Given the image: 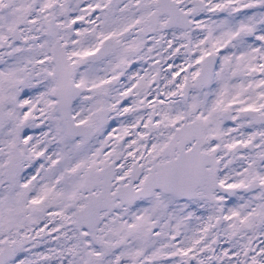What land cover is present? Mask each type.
<instances>
[{
  "label": "snow or ice",
  "instance_id": "obj_1",
  "mask_svg": "<svg viewBox=\"0 0 264 264\" xmlns=\"http://www.w3.org/2000/svg\"><path fill=\"white\" fill-rule=\"evenodd\" d=\"M0 264H264V0H0Z\"/></svg>",
  "mask_w": 264,
  "mask_h": 264
},
{
  "label": "flooded vegetation",
  "instance_id": "obj_2",
  "mask_svg": "<svg viewBox=\"0 0 264 264\" xmlns=\"http://www.w3.org/2000/svg\"><path fill=\"white\" fill-rule=\"evenodd\" d=\"M177 64H183V61L182 60H177ZM181 75H183V73H181ZM114 127H116V125H114Z\"/></svg>",
  "mask_w": 264,
  "mask_h": 264
},
{
  "label": "rangeland",
  "instance_id": "obj_3",
  "mask_svg": "<svg viewBox=\"0 0 264 264\" xmlns=\"http://www.w3.org/2000/svg\"><path fill=\"white\" fill-rule=\"evenodd\" d=\"M37 135L39 134L38 132L36 133ZM118 134V133H117Z\"/></svg>",
  "mask_w": 264,
  "mask_h": 264
}]
</instances>
